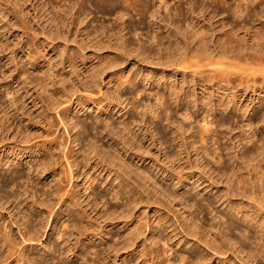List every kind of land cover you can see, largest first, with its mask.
Segmentation results:
<instances>
[{
	"label": "rangeland",
	"instance_id": "rangeland-1",
	"mask_svg": "<svg viewBox=\"0 0 264 264\" xmlns=\"http://www.w3.org/2000/svg\"><path fill=\"white\" fill-rule=\"evenodd\" d=\"M96 1L97 0H80L78 6L75 8L74 0H62V2H60V0H29L28 4L23 9L22 6L16 3V0H12V3H15L13 8H9V6H11L10 3L5 4V6L9 5L6 7L9 9L8 13L0 10V114H3V112L8 114L7 118H5L7 120L2 118L4 122L6 121L5 124L2 122L0 115V124L3 123L4 126L6 125L4 127L5 130L8 128V131L4 130L1 131L2 133L0 132V158L6 161H3L4 164L2 162L3 167L0 166V173L5 176L7 170L11 169L12 171L10 170L9 173L15 170L25 172L27 176V178L25 176V178L18 181V184L14 187L15 191H13L15 195L17 193L20 195L17 194L19 199L18 197L15 199L13 197L11 200H5L6 202L3 200L4 202L2 201L1 203L0 218L7 227L3 225L0 238H2L5 233L10 235L17 244L16 250L19 249V251L27 252L26 257L29 261L27 264H43V259L46 256L47 258L49 257V260L52 259L50 264H86L85 262L87 260L93 264L92 259L96 257L95 251L100 252V256L97 258L99 264H197L198 256L205 252L202 247L203 245L188 243L187 240L183 241L184 235L181 234L178 226L183 225L187 233L193 231V229L185 226L184 222H186L187 218L194 225L195 222H198L205 225L207 228L214 225L217 229L219 228L217 220L221 216L222 225L225 230H227L226 222L229 219V214L235 215V219L238 221L237 217H240L241 214L238 215V213L229 212V210L224 211L227 209V204L222 203L223 199L220 200V195L223 194L226 196L228 190L231 192L230 190H232L233 187L232 184L227 183V178L231 177L236 163H240L241 156L248 157L247 162L241 163V166L244 168V176L248 178H246L247 183L245 192L247 194L249 193L252 185L251 182H256L259 187L262 186L261 181L256 177L255 169L250 166L251 161H249V158H251L250 156L252 155L256 156L259 154H261V158H264V153L260 150L261 148H258V145L264 141V121L260 118L261 109L252 107L253 105H258L264 92L260 87L246 92L240 91L241 103H250L252 107L249 108V114H244L243 111L238 113L234 109L225 110L223 107L216 110L214 103L207 106L204 103V100L207 99V94L202 92L199 79L196 77L194 80L196 82L193 84L194 75L182 72L178 70L179 68L175 69V66L170 64L173 60L166 57L169 49L174 51V57L178 56L177 49H175L177 43L176 36L163 39L159 46L156 42L151 44V40L153 36L164 32V34H166V32H172L176 29L175 27H177L180 31L177 36L178 40L183 41L184 46L187 47L188 45L190 48L194 49L198 47L199 43L195 41L198 44L195 42L193 44V41L191 42L190 40L193 26L197 25L196 28H198L205 24L209 27V32L211 33V35L208 36L210 38H208L210 45L209 50H213L215 46L218 49L231 51L232 49L229 48L227 44H223V42L218 40L220 37L219 29H222L224 26L225 29L234 26L240 38L246 36V33L249 32L251 35H253L255 31L259 32L262 25L261 23L264 20V13L263 16L261 15L263 19H258V16L254 14H257V12L258 15L259 13L262 14L261 10L264 12V0H254V2L251 0L253 4L256 3L254 5L256 13L253 14L255 17H253L251 21L249 19L248 22L241 21V19L237 20V18L234 19L232 14L223 8H217V5L212 3L211 0H167L166 4L163 3L164 0H147L150 11L145 17L146 24L143 25L142 28L139 25L140 16L135 11L132 12V10L120 8L112 14L102 13L97 8L98 2L96 3ZM227 1L233 2V0ZM246 8L247 5L245 6L244 4L242 10L245 11V13ZM82 12L85 13L82 14ZM120 12L125 14L121 20L118 18L121 14ZM169 12L172 14L169 15ZM62 16H65V24L60 23V27L57 30L52 19L55 17L60 19ZM22 20H25L28 24L30 23L29 27L31 29L28 31L30 33L28 36L24 34V30L20 27L22 25ZM117 22L120 25L124 23V26H126V30L123 34H125L126 43H128L127 50L132 47L141 49L140 44H142V47H145L149 57L129 52L119 55V57H117L119 64L108 69L106 72L104 71L99 79L94 80L95 78H91V74L100 64L99 58L114 57L117 54H121L119 50H114L113 45H111L116 43L115 33L119 29L117 26H120ZM172 23H174V26L171 28ZM95 28H97L99 32L100 30H106V38L109 36L113 37V41L111 44H108L110 45L108 48H98V42L95 39L97 33L94 30ZM185 30H188L187 33L184 32ZM250 42L251 41L248 43L250 44ZM4 43L7 44L6 47H2ZM100 44H103V42ZM243 44L244 52L246 51L245 45L247 42ZM249 47H251V45H249ZM122 50L125 51L126 48ZM262 50H264V48H262ZM236 53L238 54L239 51H236ZM70 55L76 56L72 63L69 62L70 60L68 57ZM159 56L162 57V60L159 59ZM30 57L37 58L36 62L38 63H36L34 67L29 63ZM168 57H170V55H168ZM55 62L58 63L56 67L58 68V74L61 75L59 76L60 78L58 77L56 79L58 81L57 87L66 80L67 83L65 82L64 84L66 94H73L75 91L74 89H80L74 93L75 95L73 94L74 102L71 101V96L69 101L66 100L67 102L62 104L63 106L52 105L54 102L53 100L55 98L57 99L59 94H57V96L54 95L53 99L49 97V94L51 92L53 93V91L50 90L53 84L51 81L53 75L49 79L45 76L46 73L48 74V68L55 65ZM23 66L25 67L24 70L22 68ZM18 71H22V75L24 74L20 77V80L23 82L21 85L17 83L19 80V77L16 75ZM24 71H26V73ZM122 73L132 78L133 85L117 89V77L122 75ZM28 74L31 78L35 77V79H38L42 77L44 83L48 82L47 90L42 88L37 82L30 84V86L26 85L25 80ZM162 77L164 80L162 79L163 81L157 82ZM148 79L154 80L151 81ZM183 81H186L184 90L187 92L188 89L186 88L191 86L195 94L187 99H185L184 96L180 99L175 98V95L170 97L171 91L167 88V83H175L176 86H181ZM91 85L93 86L90 88L89 86ZM217 87L218 86H215L211 89L215 94V99L218 98L217 91L219 87ZM17 89H19V92H15ZM101 89L102 93H100ZM111 89L114 90V92L118 91L116 94L121 95V98L117 99L118 105H110L111 107H107V114H110L109 116L111 117V125L114 128H118L121 121L133 118L135 123H132V127L135 132H138L137 138L139 141L143 136L146 137V139L142 141L141 149L138 148V146H132L133 148L131 147V150L124 153V156H126L125 158L130 163L133 171L139 172V170L143 169L145 172L150 173L151 176L158 181V186L160 185L161 189H163L162 191H165L170 197H162L163 199L161 198L159 201V197L157 196L158 198H154L153 194L146 190V187L142 185H140L141 187H136L131 184L133 182L128 181L126 178H118V165L113 167L112 165L102 164V162L97 165L99 159L94 158L87 159L86 165L82 167V169H78V175L76 174L74 176L75 178H72L71 184L67 186L71 188L73 184L75 191L77 190L78 199H80L78 200V204L81 203V205H78L77 208L73 206L68 208L64 206L60 208V205H55V213L53 212L52 214L45 212L47 210L45 209L46 207H40L46 215L43 213L40 214L38 210L39 207L35 202L39 201V198L43 197L44 199L45 196H40L39 192L48 189L51 184L50 182L54 179H59V177L63 175L61 168L57 166L56 175L45 172L42 174L43 176H40L42 185L35 186V188L33 185L34 183H31L29 176L36 177L37 173V170L32 166L36 162H40L39 160L44 157L43 150L45 144L47 145V140L57 137L58 140L62 142V144H60L61 150L59 149L60 147H58V152L57 150L54 152L56 154H54L55 156L53 155L54 158L51 156V160L53 161L57 160L60 153L66 156L69 150H76L79 153L85 152V148H87L85 145L86 143L84 144L85 136L79 135L76 137L78 128L74 129V124L77 122L87 127L90 126L89 137L94 141L97 140L98 144L105 149L103 150L104 152L113 153L110 152V143L112 142L109 140L107 132L100 133L98 131L99 128H102L103 124V121L96 123L101 113L99 109H94V104L90 102L91 99L96 100L102 98L101 100H104L103 94L105 93V96H107V91L109 92ZM233 91H237L239 94L238 88H234ZM155 92L158 93V95H168L169 99L171 98L168 100L169 108L159 119L154 118L150 111L151 108L157 107L160 103L159 96H156ZM116 94L115 96L111 94L109 96L111 99L113 97L116 99ZM66 96L67 95L62 97L61 101H65ZM15 98L19 99L17 103H14ZM41 99H43L44 102H42ZM79 102L80 104H78ZM24 103L26 105L25 107H23ZM134 103L137 105L139 104L141 109L136 110ZM48 104L50 105L49 112L46 111V114L41 115V111L43 109L46 110ZM66 108H70L67 114L58 113V111L60 112ZM187 111H189L192 116L189 117V115L186 114ZM241 114L244 115L241 116ZM44 115L48 116L51 121H54V126L50 130V133H48V126L45 123L47 117L45 118ZM248 115L255 121L253 127L245 125ZM216 119H222L225 124L223 126H217V124L214 123L212 125L213 131L207 132L204 141H202L199 135L200 129L211 125V122H215ZM236 120H238V122H235ZM37 122H41L38 127L34 124ZM42 127L44 128L42 129ZM114 128L110 131L112 132ZM176 130L184 133V138L188 144L186 151L182 146L184 144L181 140L183 135L181 137L179 136L180 134H175L174 132ZM26 132H29V134ZM25 135L27 136L25 137ZM26 140L28 141L26 142ZM192 142L196 145L197 150L192 146ZM49 148L52 147L49 146ZM32 149L36 150L37 154H30ZM13 153L14 155H12ZM18 153L19 156H16ZM148 153H150V156H147ZM232 155H236L239 160L237 159V162H234L231 159ZM81 161H84V155H82L80 159L78 158V162ZM255 162L257 163V161ZM5 163H7L6 167H4ZM181 166L185 169L182 174L183 177H188V184H185V187L180 186L178 183V176L173 175L171 172L174 168L177 171H182ZM262 167L264 169L263 163ZM75 169L76 167H74V170ZM86 172H88V174H86ZM88 177H92L91 179L96 178L97 181L93 182V184L91 183V185L90 182H88L86 185L88 189L86 190L84 185L88 181ZM190 177L193 178L190 179ZM198 179H201L200 187L196 183ZM213 180L216 182L217 187L210 185ZM53 184H57V182L54 181ZM65 185H67V183ZM147 185L149 186V183ZM192 187H197V191L192 190ZM205 187H207L206 190L204 189ZM55 188L56 187L52 190ZM36 189L39 190L36 192ZM117 190L122 193V198H119V195L117 199ZM217 190L220 192H217ZM25 191L27 194H25ZM33 191H35L34 193L36 196ZM138 193L144 198V202L135 208L136 210H132L131 207L133 204H131V201ZM263 193L264 191H262V194ZM24 196H26V198H24L25 200L23 199ZM186 196L189 201L188 206L184 204ZM34 197L36 199L33 201ZM204 197H208L206 198L207 200H205ZM17 199L19 201H17ZM13 200L14 202H12ZM27 200H32V202H28ZM49 200L50 202H48L53 204L54 200L51 196H49ZM224 200H226V197H224ZM20 201L21 203L19 205ZM33 202L35 204H33ZM209 202L213 205L207 206ZM49 203L47 205H49ZM28 205L31 207L35 205L36 207L34 206L32 209L36 208L37 213L31 210V207ZM28 207L29 210H26ZM81 210L84 212V219L93 222V226L96 229L94 233H90L89 231L85 232V230L79 231L74 228L73 218H76V220L80 222ZM27 211L32 213L35 212L34 216L28 215L29 217H27ZM24 214L25 217H23ZM139 215L144 217L143 221H147L151 224L153 222L156 223L160 217L166 220L168 219L167 221L170 222L175 229L174 232H179V235L175 238L174 233L171 232L170 229L164 227V230L160 225H157L154 230H152V224L148 229L144 227L145 229L142 231L143 233L139 235L135 245L126 248L125 245L132 236H130L131 231H133V228L141 220L140 217V220L138 218ZM250 215L259 221L264 219V216H256L253 212H250ZM108 218H111L113 221H110ZM27 219H29L28 222ZM32 220L34 222H32ZM29 222H32L35 226ZM239 222L245 224L243 221ZM81 226L82 225H78V228ZM11 228L14 229L13 232H11ZM222 229L223 227L221 230ZM28 230H30L31 233H29ZM65 230L74 235L79 232L84 233L80 236V241L76 249L74 247V243L76 242L74 235L68 234L70 235L69 239L67 237L66 239L58 237L65 233ZM18 232L22 233L19 234ZM105 232L109 233L106 235L105 239H102ZM30 234L37 235L38 239H35V242L32 240V242L30 240H26L25 242L22 238L26 235V239H28ZM199 235L200 234H197V238L200 239L202 244L206 243L207 240L204 237L201 238L202 236ZM153 236H155L157 240L161 238L165 239L166 243H164V241L158 242L155 246L154 242H151ZM228 236L229 238H234L230 232H228L227 237ZM193 240L196 239L194 238ZM225 240L226 243H224V248H230L231 251L238 256L234 258V256L228 255L232 263L241 260L245 264H264V260H262L261 263H257L247 256V251L246 253L242 252L241 247L229 242L228 238ZM0 241H2L0 245L4 243L3 239H0ZM50 244L52 248L56 245L57 251H52ZM109 245H112L114 250H109ZM144 245H147V247L149 246V250L152 248L155 250V253L157 252L156 254L158 257H156L155 260L141 257L140 251H145V248L148 249ZM1 246L0 264H17L15 258L7 259L9 262H5L7 249L6 246ZM1 258L5 260H1ZM218 262L219 260L213 257L207 264H218Z\"/></svg>",
	"mask_w": 264,
	"mask_h": 264
},
{
	"label": "bare ground",
	"instance_id": "bare-ground-1",
	"mask_svg": "<svg viewBox=\"0 0 264 264\" xmlns=\"http://www.w3.org/2000/svg\"><path fill=\"white\" fill-rule=\"evenodd\" d=\"M79 1L80 0H76V1L74 0L75 8H76V6H78ZM28 2H29V0H16V3H18L20 6H22L23 9L28 4ZM60 2H62V0H60ZM211 2L214 3L215 5H217V8H223L224 10H226L227 12L232 14V16H234V19L237 18V20L241 19V21L248 22L249 19L251 21L253 19V17H255V16H253V14L256 13V9L254 7V5L256 3L253 4L254 0H253V2L251 0H240V1L239 0H233V2H229L227 0H211ZM6 3H10L11 6L7 5V6H9V8L10 7L13 8L15 3H12V0H0V10L8 13L9 9L6 8L7 7V6H5ZM96 3H97V8L99 9V11L102 12V13H106V14L115 13L120 8H124V9H127V10H132V12L135 11L140 16L139 17V25H140L141 28L143 27V25L146 24L145 17L147 16L148 12L150 11V6H149L147 0H110V1L109 0H97ZM163 3L166 4L167 0H164ZM244 4H245V6L247 5V8L245 9L246 13H245V11L242 10V7L244 6ZM167 6H168V4H167ZM83 13H85V12H82V14ZM261 13L262 14L259 13L260 17L258 15V12H257V14H254V15H257L258 19H260L263 16L264 12H262V10H261ZM168 14L170 15L172 13L169 12ZM123 16H125V14L121 13L118 18L121 20V19H123ZM261 19H263V18H261ZM21 22H22V25L20 27L24 30V34H26L27 36L30 35V33L28 32L31 29L29 27L30 23L29 24L26 23L25 20H22ZM52 22L55 23L56 29L58 30L59 27H60V23L63 24L65 22V16L60 17V19L55 17V18L52 19ZM117 24H118V22H117ZM173 24L174 23L171 24V28H172V26H174ZM261 24L262 25H261V27L259 29L260 30L259 32L255 31V33L253 35H251V33L249 32V33H246L247 34L246 36H242L241 38L238 36V34H237L238 31L234 29V26L229 28V29H225V26L222 29L220 28L219 29L220 37H219L218 40L223 42V44H227L228 47L232 49L231 51H227L225 49H218L215 46H214L213 50H209L210 49V45H209V39L210 38L208 36L211 35V33L209 32L210 31L209 27L207 25H205V24L201 25L198 28H196L197 25L193 26V31H191L192 34L190 33L191 34L190 35L191 36L190 40H191V42L193 41V44H194L195 41L199 43L198 47H196L194 49L190 48L188 45H187V47L184 46L183 41L178 40L177 36L179 35L180 31H179V28H177V27H175L176 29H174L172 32H166V34H164L165 33L164 32V33H160V34H157V35L153 36V39L151 40V44L156 42L158 44V46H159V44H161L163 39L171 38L172 36H176L177 43H176L175 49H177L176 51L178 52V54H177L178 56L174 57L175 56L173 54L174 51H171L169 49V51H171V52L168 51V53L166 54V57L168 59H172L173 60L170 64L172 66H175V69L179 68L178 70H181L182 72L193 74L194 75L193 84H194V82H196V81H194L196 77L199 79L202 92L207 94V99L204 100L205 105L208 106L209 104L214 103V106H215L216 110L221 109L223 107V108H225V110L234 109L238 113H241L243 111L244 114H247V113L249 114V108L251 107L250 103H241L240 91L241 92H243V91L246 92L248 90H251V89L255 90V89H257V87H260V89H262V91L264 92V50H262V48H264V20H263V22ZM118 25H120V24H118ZM113 27H114V25H113ZM117 27L119 29L115 33L116 34V36H115V42L116 43H113V44H111V42L113 41V37L112 36H109L108 38H106V35H107L106 34V30H100V32H99L98 29H97L98 27L94 29L95 32H97L96 36H95L96 37L95 39L98 42V48L99 49L108 48V46H110L108 44H111V45H113L114 50H119L120 52L119 51L118 52L121 53V54H117L114 57L110 56V57H106V58H99L100 59L99 60L100 64H99V66L96 69L93 70V72L91 74V78H93V79L95 78L94 80L99 79V77L102 75V73L104 71L106 72L108 69L117 66L119 64V60L117 58V57H119V55H123V54H126L127 52H129V53H138V55H143V56H148L149 57V54L145 50V47L144 48L142 47L143 46L142 44H140L141 45L140 46L141 49L140 48L139 49H135V48L132 47V48H129L127 50V47H128L127 44L128 43H126L125 34H123V32L126 30V26H124V23H121V25L117 26ZM211 30H212V28H211ZM168 31H170V30H168ZM187 31L185 30L184 32L187 33ZM98 32H99V34H98ZM104 38H106V39H104ZM249 41H251L250 44L248 43ZM102 42H103V44H100ZM244 42L245 43L247 42V44L245 45L246 51L243 52V47H244L243 43ZM198 43H196V44H198ZM6 45L7 44L4 43L2 45V47H6ZM249 45H251V47H249ZM123 48L124 49L126 48V50L123 51L122 50ZM164 51H166V50H164ZM236 51H239V53L237 54ZM162 54H163V52H162ZM168 55H170V57H168ZM32 58L33 57H30V59L29 58L28 59H29V63H31L33 65V67H34L35 64L38 63V62H36L37 58L36 59L35 58L32 59ZM68 58L70 60L69 62L72 63V62H74V58H76V56L75 55H70ZM159 59L162 60V57L159 56ZM54 64L55 65H53L52 67L50 66L48 68V70H47L48 74L45 72L46 73L45 76L48 79L51 78V76L53 75V78H51V81L53 82V84L51 85V89H50V90L53 91V93L51 92L49 94V97L51 99H53L54 95L57 96V94H59V97H57V99L55 98L53 100L54 102H53L52 105L53 106H55V105L63 106L62 104H64L65 102L69 101L71 96H72V100L71 101H73V96L75 95L74 93H76L80 89L79 88L74 89L75 90L74 93H73L74 95L71 94V93H70V95L66 94L65 93L66 90H65V86H64L65 82L67 83L66 80H64L63 83H61V85L60 86L58 85L59 87H57L58 81L56 79L59 76H61V75L58 74V68L56 67L58 65V63L55 62ZM24 66H25V64H24ZM24 66L22 67L23 70L25 68ZM26 71H24V72L26 73ZM22 73H23L22 71H18L17 74H16L19 77V80L17 81V83L19 85H21V83H23L20 80V77H21ZM135 78H137V77H135ZM162 79H163V77L160 78V80H158L157 82H160ZM117 80H118L117 89H119V88L122 89V88H125V87L129 86V85H133L132 84V78L129 77V76L124 75L123 73H122V75H119L117 77ZM148 80L153 81L154 79H148ZM34 82H37L42 88L47 90V85L49 84L48 82L44 83V80L42 79V77H39L38 79H35V77L31 78L30 75L28 74V77L25 80L26 85L30 86V84H32ZM185 84H186V81H183L181 86H176L175 83H173V84H168L167 83V88L171 91L169 96L172 97L173 95H175V98H177V99H180L182 96H184L185 99H187L189 97L191 98V96H193L195 94V91L191 88V86H188V88H186V89H188V91L186 92L184 90V85ZM92 86L93 85H91L89 87L91 88ZM215 86L219 87V89L217 91V93H218V95H217L218 98L217 99H215V94L211 90L212 87H215ZM234 88H238L239 89V94H238L237 91H235V92L233 91ZM83 89H85V88H83ZM15 92H19V89L15 90ZM116 92H118V91L114 92V90L111 89L109 92L107 91V96H105L106 95L105 93L103 94L104 100H101L102 98L101 99H96V100H93V99L90 100V102L92 104H94V109L95 108H97V110L99 109V111L101 113V115L96 120V123L103 121L102 128H99L98 131L100 133L107 132L109 140L112 142V143H110L111 144L110 145V147H111V149H110L111 151L110 152H113L112 154L109 153V152H104L103 150H105V149H103L98 144V141L97 140L94 141L92 138L89 137L90 136V129H89L90 126L87 127L86 125L79 124L77 122H75V124H74V129L78 128V134L76 135V137H78L79 135L80 136H82V135L85 136L84 144L86 143L85 145L87 146V148H85V152L79 153L76 150H72V151L69 150V152H67L68 154L66 156H65V154L60 153V155H58L57 160L54 159L55 161H53V160H51V156H52V158H54L53 157V155L55 154L54 152L56 150L58 152L57 148L60 147V144H62V142H60V140H58L57 137L56 138H52L51 140H47V145L45 144V148L43 150L44 157L39 160L40 162H38V163L36 162L32 166V167H34L35 170H37V173L34 170V172L36 173V177L35 176L31 177V176L28 175L30 177L31 183H34L33 184L34 187L35 186L37 187L40 184L42 185L40 176L43 173H45V172H49L50 174L53 173V174L56 175L57 174L56 173V171H57L56 167L57 166H59L61 168V171H62L63 175H61L62 177H59V179H54L52 182H50L51 184L48 187V189L39 192L40 196H45L44 199L42 197V198H39L40 199L39 201L35 202L36 205L39 207L38 210L40 211V214L43 213V210H41L40 207H43V208L46 207L45 209H47V210L45 212H49L50 214H52L54 212V206L55 205H57V206L60 205V208H62L64 206H67V208L71 207V206L77 208L78 205H81V203L78 204V200H80V199H78L79 196H77V192H76L77 190L75 191V187L73 186V184H72L71 188H69L67 186H69L71 184L72 178H75L74 176L76 174L78 175V169H82V167H84L86 165L87 159H94V158H96V159L98 158L99 159V162L97 163V165H99L101 162H102V164L112 165L113 167L118 165L119 166V169L117 171L118 172V175H117L118 178L119 177H124L128 181L133 182L131 184L135 185L136 187H139L140 185H142L143 187H146V190L149 191L150 193H152L154 198L158 196L159 198L158 197L157 198L159 200L162 197H164V198L170 197L169 194H166L165 191H162L163 189H161L160 185L158 186V181H156L155 178H153L150 173L145 172L143 169L139 170V172L133 171V169L131 168L130 163L125 158L126 156H124V153H127L128 150H131L133 148L132 146L135 145V146H138V148L141 149V146H142V143H143L142 141L144 139H146V137H144V136L142 138L139 137L140 138V141H139V139L137 138V133L138 132H135V130L132 127V123H135L133 118L121 121L120 126L118 128H114L111 125V117L109 116L110 114L109 115L107 114V107L110 106V105H112V106L118 105L117 99L121 98V95L116 94ZM86 93H87V91H86ZM100 93H102V89H101ZM110 94L114 95V96L116 94V97H115L116 99H114V97L111 99L110 96H109ZM65 95H67V96H66L65 101L63 100L64 101L63 102V101H61V99ZM89 95H91V94H89ZM155 95L159 96L160 103H159V105L157 107L151 108L150 111L153 114L154 118H158L159 119V118L162 117V115L169 108L168 100H170L171 98L169 99L168 95H158V93H156V92H155ZM18 100H19L18 98H15L14 103H17ZM41 101L44 102L43 99H41ZM79 101H80V99H79ZM195 102H196V99H195ZM67 104H69V103H67ZM78 104H80V102ZM239 104H240V106H239ZM256 105H253L252 107L253 108L255 107V109H261L260 118H261L262 121H264V95L261 96L258 105L257 106ZM25 106L26 105L24 103L23 107H25ZM49 106L50 105L48 104L46 106V110L43 109L40 114L43 115V114H46L47 112H49V109H50ZM134 107H135L136 110L141 109L139 104L137 105V104L134 103ZM69 110H70V108L69 109L66 108V109H64V110H62L60 112L58 111V113L59 114L63 113L65 115V114H67V112ZM186 114L189 115V117L192 116L189 111H187ZM0 115H1V119L2 118L5 119L8 116V114L6 112H3V114L1 113ZM243 115L241 114V116H243ZM255 117H256V115H255ZM45 118H46L45 119V123L48 126V133H50V130L54 126V121H51L48 116H45ZM1 119H0V121H1ZM5 120H7V119H5ZM2 122L5 124L6 121L4 122L3 119H2ZM235 122H238V120H236ZM40 123L37 122V123H34V124H36V126L38 127V125H40ZM214 123L217 124V126H223L225 124V122L222 119H216L215 122H211V125L207 126L206 128H201L200 131H199V135H200L202 141H204V137H205V134L207 132H212L213 131L212 125ZM2 124H0V132L5 130L4 127L6 125L4 126V124H3V126H2ZM254 124H255L254 119L252 117H250V115H248V117L246 118V124L245 125L248 126V127H253ZM43 128L44 127H42V129ZM112 128H114V130L111 132L110 130ZM6 129L7 130H5V131H8V128H6ZM93 131H94V129H93ZM26 133L29 134V132H26ZM174 133L175 134H180L179 136H181V137L183 135L181 140L183 141L182 143H184V144L182 146L184 147V150L186 151L187 148H188V144L186 142V139L184 138V133L178 132V130H176ZM26 136L27 135H25V137ZM86 136H87V138H86ZM29 137H28V139H29ZM31 137H33V136H31ZM24 141H25V138H24ZM27 141L28 140H26V142ZM49 146L52 147V148H49ZM192 146L194 148H196V145L194 144V142H192ZM258 148H261L260 150H262V152L264 153V141H263V143L258 145ZM59 149L61 150V147ZM196 150H197V148H196ZM31 152H30V154L34 155V153H36L37 151L32 149ZM262 152H260V153H262ZM149 154L150 153H148L147 156H150ZM12 155H14V153ZM82 155H84V161L78 162V158L80 159V157ZM16 156H19V153H18V155L16 154ZM250 157H251V158H249L250 159L249 161H251L250 166H252L255 169L256 177H257L258 180L261 181L262 186L259 187L256 182H251L252 185H251V188L249 190V193L247 194L245 192L246 183H247L246 182V178L247 177L244 176V173H243L244 168L241 166V163L242 162L243 163L247 162L248 161L247 160L248 157L247 156H241L240 163H239V162H237L238 157L236 155H234V156L232 155L231 159L234 162H237V163L234 166L235 169H234L231 177L227 178V183L228 184L229 183L232 184L233 188H232V190H230L231 192H229V190H228L226 196L223 195V194L220 195V200L223 199L222 203L223 204H225V203L227 204V209H225L224 211L229 210V212L238 213V215L241 214L240 217H237L238 221H236V219H235L236 216L235 215L229 214L228 215L229 219L226 222L227 223L226 224L227 225V227H226L227 230H225L224 226L222 225L221 216L219 217L218 220L216 219L218 221V224H219V228H217V229H216V227H214V225L213 226L211 225L210 228H207V227H205V225H203L201 223H198V222H195V225H194L187 218H186V222H184L185 226L188 227V228L193 229V231H191L190 233H187L184 230V226L183 225H182L183 227L181 225L178 226V229L180 230L181 234L184 235V240L183 241L187 240L188 243L190 242V243H196L198 245H203L202 247L204 248L203 250L205 252H204V254H200L198 256L197 264H207L211 260V258H213V257H215L216 259L219 260L218 264H245L244 262H242L239 259H238L239 262L238 261H234L233 263L229 260V256H228L229 254L234 256V258H236L238 256H236L235 253L233 251H231L230 248H228V247L224 248V243H226L225 239H227V238H228L229 242H232L234 245H236V246L238 245L239 247H241L242 252L246 253V251H247V256L250 259L256 261L257 263H261V261L264 260V219L262 221H259V220H257L256 218H253V216L250 215V212H253L254 214H256V216H264V193L262 194V191H264V169L262 167V163L264 164V158H261V154L256 155V156L252 155ZM239 158H240V156H239ZM3 161L4 160L0 158V166H2V162ZM255 161H257V163ZM4 162H6V161H4ZM4 162H3V164H4ZM8 162H11V161H8ZM7 163H5L4 167H6ZM64 165H65V169H64ZM14 167H15V165H14ZM74 167H76L75 170H74ZM9 168H10V166H9ZM3 170H2V172H3ZM10 170L11 169L7 170V173L5 174V176L1 175V173H0V208L2 207L1 203H2L3 200L4 201L5 200L8 201V200H11L13 197H14V199L16 197H18L17 196V194H18L17 192H16L17 194L15 195L14 187L16 186V184H18V181H20L21 179L25 178V176H26L25 172L15 171L14 170L13 172L9 173ZM167 170H165V171H167ZM181 170L182 171H177L174 168V169L171 170V172H172L173 175L178 176V183L180 184V186H184L185 187L186 186L185 184H188V177H186V176L183 177L182 174H183V171L185 170V169H183V167H182ZM86 174H88V172H86ZM72 175H73V177H72ZM26 178H27V176H26ZM91 178L92 177H88L87 178L88 181L84 185V188L86 190L88 189V187L86 186L88 184V182H90V185H91V183L93 184V182L97 181L96 178H93V179H91ZM191 178H193V177H190V179ZM54 181H56L57 184H53ZM200 181H201V179L196 180V183L199 185V187H200V184H201ZM66 183H67V185H65ZM148 183H149V186L147 185ZM166 184H167V182H166ZM121 185H123V184H121ZM210 185L217 187L216 186V182L214 180L211 181ZM54 187H56V188L54 190H52ZM207 187H209V186H207ZM207 187H205L204 189L206 190ZM67 188H69L70 190L67 189ZM196 189H197V187H192V190H196ZM38 190L36 189V192ZM190 191H191V189H190ZM218 191L219 190H217V192ZM27 192L25 194H27ZM34 192L35 191H33V193ZM121 194L122 193L119 190H117V194H116L117 199H118L119 195H120L119 198H122ZM140 194H142V193H140ZM34 195H35V193H34ZM26 196H24L23 199L26 198ZM49 196H51V198H53V200H54L53 204L49 203L50 202ZM32 197H33V195H32ZM224 197H226V200H224ZM206 198H208V197H206ZM206 198H205V200H207ZM18 199H19V197H18ZM18 199H17V201H19ZM34 199H36V198L34 197L33 201H34ZM37 199H38V197H37ZM180 200H181V198H180ZM21 201L19 202V205H20ZM30 201L32 202V200H29L28 202H30ZM184 201H185L184 204L188 206V202L189 201H188L187 196L185 197ZM236 201H238V202H236ZM12 202H14V200ZM47 202L49 203V205H47L48 204ZM143 202H144V198L141 195H139V193H138V194L135 195L134 199L131 201V204H133V206L132 207L130 206V207H131L132 210H134L139 205H141ZM156 202H153V203H156ZM35 203L33 202V204H35ZM212 205L213 204L211 202H209L207 206H212ZM28 206H30V205H28ZM33 207H31V210H34L37 213V209L36 208L32 209ZM213 207H215V206H213ZM26 210H29V207ZM83 211H84V209H83ZM28 212L29 211H27V217H29L28 215L34 216L35 212L34 213H32V212L28 213ZM81 213L82 214H81L80 222H78L76 220V218H73V226H74V228L76 230H79V231L80 230H85V232L89 231L90 233H94L96 229L93 226V222L90 221V220H85L84 219L85 218L84 212H82V210H81ZM43 214H45V213H43ZM23 217H25V214H24ZM139 217L141 218V220H140ZM42 218H43V216H42ZM138 218H139L140 221L133 228V231H131L130 236L131 235L132 236L128 239V242L126 241L127 242L126 245L124 243L126 248H129L130 246L135 245V242L139 238V235H141L143 233L142 231L145 229L144 227H147V229H148L149 227H151L152 224H153V229L152 230H154V228L157 225L158 226L160 225L161 227H163V229H164V227L167 228V229H170L171 232L174 233V237L175 238H177V236L179 235V232H177V233L174 232L175 229L172 227L173 225L170 222L167 221L168 219L166 220L165 218H163V217L161 218L160 217L156 221V223L153 222L151 224V223H148L147 221L146 222L143 221L144 217L142 215H139ZM29 219H27V222H28ZM108 219H110V221H113V220H111V218H108ZM239 221H243V222H245V224H241ZM32 222H34V221L32 220ZM32 222H29V223H32ZM13 224H14V222H13ZM3 225L5 226V224L3 223V221L0 218V234L3 231ZM32 225H34V224L32 223ZM78 225H82V226L80 228H78ZM5 227H7V226H5ZM222 227H223V229L221 230ZM13 230L14 229L11 228V232H13ZM28 231H29V233H31L30 230H28ZM35 232H34V234H35ZM228 232H230L231 235L234 238H229V236L227 237ZM21 233L22 232H20L19 234H21ZM24 233H23V235H24ZM32 233H33V231H32ZM75 233H76V231H75ZM108 233L109 232H105V234L103 235L102 239H105L106 235H108ZM36 234H38V233H36ZM68 234H70V233H68V231L65 230V233H63L62 235H60L58 237H62L63 239H66V237H67L69 239L71 234L74 235L73 233H71L70 235H68ZM83 234L84 233L79 232L78 234L74 235L75 236L74 238H76V242L74 243L75 249L77 248V244L80 241V236H82ZM197 234H200L202 236L201 238L204 237L207 240V242L202 244L200 239L197 238ZM20 236H22V235H20ZM86 236H88V235H86ZM194 238L196 240H193ZM0 239L4 240L3 241L4 243L1 244V245L6 246V249H7V253H6L7 257L5 256L6 260L3 259V258H1V260H5V262H6V261H8L7 259L15 258L17 264H27V262H29L27 260V257H26L27 252L26 251L22 252L21 250L19 251V249L16 250V245L17 244L15 243L14 239L10 235L5 233L2 236V238H0ZM22 239L25 242H26V240L27 241L28 240L34 241L35 239L36 240L38 239V236L30 234L28 239H26V235ZM162 241H164V243H166L165 239L161 238V239L157 240V238L155 236H153L151 238V242H154L155 246H156V244H158V242H162ZM0 242H2V241H0ZM144 243H146V242H144ZM51 246L52 245L50 244V247ZM144 246L147 247V245H144ZM257 246H260V247H257ZM1 247H3V246H1ZM56 247L57 246L54 245L53 248L51 247V250L52 251H57ZM108 247H109V250L110 249L114 250V247L112 245H109ZM73 248H72V250H73ZM156 253H155V250L152 249V248H151V250H149V248L148 249L145 248V251L144 250L140 251L141 257H143L145 259L146 258L147 259L151 258V259L155 260V258L158 257V255ZM45 255H47V254H45ZM95 256L96 257H94L92 259L93 264H99L97 262V258L100 256V252L99 251H95ZM48 258H47V256L44 259L42 258L43 259L42 263L43 264H50L52 259L49 260ZM145 259H143V260H145ZM146 261H148V260H146ZM3 263H4V261H3ZM85 263L86 264H91L89 262V260H87ZM11 264H13V263H11Z\"/></svg>",
	"mask_w": 264,
	"mask_h": 264
}]
</instances>
